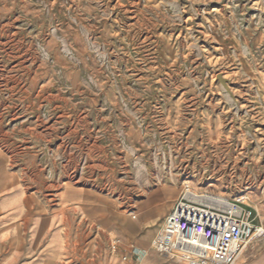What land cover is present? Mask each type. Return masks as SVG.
Listing matches in <instances>:
<instances>
[{
	"label": "rangeland",
	"instance_id": "1",
	"mask_svg": "<svg viewBox=\"0 0 264 264\" xmlns=\"http://www.w3.org/2000/svg\"><path fill=\"white\" fill-rule=\"evenodd\" d=\"M0 80L15 264H87L159 182L264 192V0H0Z\"/></svg>",
	"mask_w": 264,
	"mask_h": 264
},
{
	"label": "crops",
	"instance_id": "2",
	"mask_svg": "<svg viewBox=\"0 0 264 264\" xmlns=\"http://www.w3.org/2000/svg\"><path fill=\"white\" fill-rule=\"evenodd\" d=\"M10 161V156L0 152V242L3 244L13 241L12 229L19 217L20 203L24 200L14 183L18 171L16 172L14 166L9 164ZM164 184L159 182L146 191L144 198L135 203L136 216L132 215L131 220L116 218L104 224L107 234L116 242L112 249H90L87 252L89 259L87 264H179L151 248L153 238L181 193V186L177 183L166 181ZM249 198L252 202H249L248 206L254 213V223L264 227V192ZM67 208L72 209L71 206ZM53 221L49 222L51 223L48 224L49 229L53 223L54 226L59 224L56 219ZM31 225L34 236L37 225L35 222ZM151 226L156 227L155 232L144 231L146 227ZM69 241L72 242L69 236L62 233V230L57 232L50 241L52 245L49 246V250L41 251L35 260H28L24 264H60V260L65 257L64 244ZM103 245L106 248V244ZM14 262L12 251L0 252V264H15ZM237 264H264V242L252 243Z\"/></svg>",
	"mask_w": 264,
	"mask_h": 264
},
{
	"label": "built area",
	"instance_id": "3",
	"mask_svg": "<svg viewBox=\"0 0 264 264\" xmlns=\"http://www.w3.org/2000/svg\"><path fill=\"white\" fill-rule=\"evenodd\" d=\"M193 198L209 200L185 186L151 242L156 253L179 264H237L252 243L264 242L248 204L228 200L222 210Z\"/></svg>",
	"mask_w": 264,
	"mask_h": 264
},
{
	"label": "bare ground",
	"instance_id": "4",
	"mask_svg": "<svg viewBox=\"0 0 264 264\" xmlns=\"http://www.w3.org/2000/svg\"><path fill=\"white\" fill-rule=\"evenodd\" d=\"M17 79V78H16ZM1 81V80H0ZM40 126V125H39ZM212 134V133H211ZM210 135V134H209ZM214 135V133H213ZM44 136V135H43ZM77 169V168H76ZM75 170V169H74ZM68 171V170H67ZM181 171V170H180ZM186 171V170H185ZM200 172V171H199ZM179 174V173H178ZM184 174V173H183ZM189 174V173H188ZM201 175V173H200ZM67 176V175H66ZM70 176V175H69ZM68 176V177H69ZM72 176V175H71ZM205 176V175H204ZM193 177V176H192ZM208 177V176H207ZM177 178V177H176ZM175 178V179H176ZM178 179V178H177ZM181 179V178H180ZM196 179V178H195ZM201 180V178L199 179V181ZM41 181V180H40ZM199 181H197L199 183ZM54 182V181H53ZM55 183V182H54ZM53 183V184H54ZM56 184V183H55ZM192 185V187H189L191 188V191L198 195L199 197H208L209 200L207 202L203 201L202 199H196V198H193L194 201H197V202H202V203H205L206 205L210 206V207H214V208H217V209H222V210H229V207L227 205V202L228 200L230 199H233V200H236V201H239V202H242L244 204H248L249 202H252L250 200L249 197L247 196H240V197H235V198H232V197H229V196H226V195H223V194H220V193H211L206 191V192H200V190L197 188V184L195 181L191 182L190 183ZM54 186V185H53ZM60 186V185H59ZM114 188V187H113ZM53 197V196H52ZM51 197V198H52ZM47 201V200H46ZM133 213V212H132ZM27 237V236H26ZM26 240V239H25ZM13 247V246H11ZM22 247V246H21ZM24 251V250H23ZM25 252V251H24ZM21 258V257H20ZM19 261V260H18ZM15 263V262H14Z\"/></svg>",
	"mask_w": 264,
	"mask_h": 264
},
{
	"label": "water",
	"instance_id": "5",
	"mask_svg": "<svg viewBox=\"0 0 264 264\" xmlns=\"http://www.w3.org/2000/svg\"><path fill=\"white\" fill-rule=\"evenodd\" d=\"M218 80L220 81V83H221L223 86L226 85L225 81H224L221 77L218 76Z\"/></svg>",
	"mask_w": 264,
	"mask_h": 264
}]
</instances>
